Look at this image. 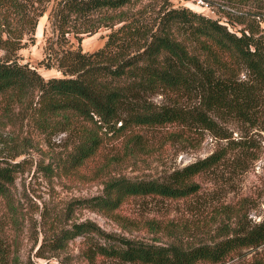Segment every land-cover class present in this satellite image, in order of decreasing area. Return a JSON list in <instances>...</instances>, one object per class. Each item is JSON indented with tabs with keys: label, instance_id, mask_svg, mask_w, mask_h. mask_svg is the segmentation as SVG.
Wrapping results in <instances>:
<instances>
[{
	"label": "trees",
	"instance_id": "trees-1",
	"mask_svg": "<svg viewBox=\"0 0 264 264\" xmlns=\"http://www.w3.org/2000/svg\"><path fill=\"white\" fill-rule=\"evenodd\" d=\"M48 1L0 0L3 213L17 222L11 185L19 161L4 159L1 152L8 150L13 158L29 147L38 148L57 132L71 137L60 162L70 173L101 152L109 132L122 136L118 148L104 155L96 167L103 176L101 191L69 200L62 215L66 220L76 207L115 216L131 196L196 195L201 185L195 176L215 165L222 153L213 151L159 176H128L119 169L141 163L151 166L160 151L161 145L151 136L134 128L177 124V130L163 135L169 146L194 140L183 129L226 137L218 118L255 122L264 104V0H227L250 4L237 13H232L233 7L227 11L231 21L243 24L239 33L217 18L172 7L168 0H53L48 18L56 31V46H47L43 60L45 67L55 65L63 75L45 78L35 67L20 62L17 50L32 39ZM100 27L110 31L102 46L92 51L83 50L79 43L74 46L69 37L79 40L81 34ZM157 94L164 100H152ZM213 214L215 233L197 241L191 240L194 226L182 220L148 217L130 224L162 231L167 235L164 240L115 235L92 220H81L61 226L41 245L59 249L70 238L87 235L85 254L92 261L102 254L149 264L213 263L252 247L249 264H264V216L248 223L239 205L230 202H221ZM90 234L106 242L91 243Z\"/></svg>",
	"mask_w": 264,
	"mask_h": 264
},
{
	"label": "rangeland",
	"instance_id": "rangeland-1",
	"mask_svg": "<svg viewBox=\"0 0 264 264\" xmlns=\"http://www.w3.org/2000/svg\"><path fill=\"white\" fill-rule=\"evenodd\" d=\"M52 3L53 0L48 1L46 10L38 18L32 39H27L17 50L18 60L35 67L45 78L63 75L55 65L49 68L44 66L47 46H56V31L48 18ZM168 5L186 7L217 18L237 33L243 24L231 21L227 11L233 7L232 13H237L250 7L248 3L227 0H168ZM109 31V27H100L91 34H81L79 40L71 35L69 37L74 46L79 43L83 50L92 51L102 46ZM3 54L4 50L0 49V57ZM152 100L161 102L164 97L157 94L152 96ZM217 120L226 137L214 135L209 130L195 133L183 129V133L192 135L194 140L174 142L169 146L163 135L167 130H177V124L154 129L134 128L145 131L161 148L154 154L151 166L141 163L119 169L128 176H159L213 151L223 156L211 168L195 176L201 185L196 195L186 198L131 196L120 205L115 216L103 215L89 207L74 208L68 220L62 215L69 200L101 191L103 176L96 171V167L104 155L118 148L122 136L109 132L104 137L101 152L73 173L65 172L60 166L61 157L70 147L71 137L66 132H57L47 142H41L38 148L29 147L25 153L13 158H10L8 150H3L1 156L4 159L19 161L11 185L13 202L19 215L15 223L7 218L3 213L5 204L0 198V252L3 257L0 264H149L123 261L102 254H96L92 261L85 254L90 241L87 235L74 236L59 249H52L48 244L41 245L43 241L53 238L61 226L72 221L92 220L106 232L148 241L164 240L167 235L162 231H150L142 225L130 224L131 220L141 223L148 217H175L194 226L195 229L191 230L193 241L206 239L215 233L213 211L221 202L238 204L243 219L248 223L258 221L264 216V104L255 122L231 117ZM90 239L91 243L106 242L97 235L90 234ZM254 251L255 248L245 247L222 261L200 263L249 264Z\"/></svg>",
	"mask_w": 264,
	"mask_h": 264
}]
</instances>
